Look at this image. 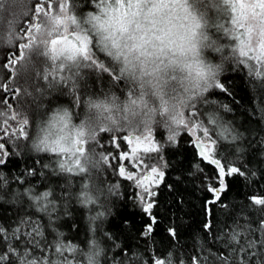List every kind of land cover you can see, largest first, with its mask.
<instances>
[{
	"label": "trees",
	"instance_id": "obj_1",
	"mask_svg": "<svg viewBox=\"0 0 264 264\" xmlns=\"http://www.w3.org/2000/svg\"><path fill=\"white\" fill-rule=\"evenodd\" d=\"M32 2L31 16L23 21L18 43L0 49V141L7 145V155L0 157L5 160L0 165V226L5 229L0 233V264H48L57 254L73 264L69 257L82 251L93 234L105 246L104 264H154L157 258L165 264H264V206L250 199L264 198V73L253 75L248 64L231 63L219 78L223 90L216 86L209 90L175 132L145 131L158 151L141 152L134 158L161 165L165 175L157 189L159 207L153 210L160 222L151 235L144 236L141 232L148 218L134 206V199L139 198L133 193L139 190L119 172V157L128 150L124 137L138 134L108 131L92 145L102 154L97 191L106 189L103 203L82 173L60 170L64 155H33L28 150L32 129L42 111L68 105L79 119L83 98L117 80L110 68L103 71L81 61L73 82L64 85L53 79L54 63L49 67L48 61L37 54H30L35 70L21 73L25 57L21 45L28 40L29 26H34L41 14L54 8L61 12L73 8L82 15L95 4V0ZM37 7L43 9L39 14ZM206 12L209 33L226 42L214 27L218 9L209 7ZM46 51L50 52V46ZM208 56L217 59L211 52ZM13 58L16 64L6 68L5 63ZM93 59L104 64L99 53ZM69 86L75 102L81 103H73V98L64 94ZM118 90L123 91V86ZM23 119L29 122L24 126L28 135L9 138V133L20 129ZM190 130L198 140L213 144L211 155L202 142L194 141ZM169 136L174 139L169 141ZM117 142L121 144L119 149L114 146ZM105 156L114 158L106 161ZM213 159H219L226 171L231 166L241 168L244 175L225 177L227 190L218 202L208 204L212 195L207 189L218 186L219 170L211 163ZM45 192L49 193L46 198ZM85 192L88 203L84 202ZM169 228L176 230L175 237L169 235ZM58 247L62 251L58 252ZM54 264L60 261L54 260Z\"/></svg>",
	"mask_w": 264,
	"mask_h": 264
},
{
	"label": "clouds",
	"instance_id": "obj_2",
	"mask_svg": "<svg viewBox=\"0 0 264 264\" xmlns=\"http://www.w3.org/2000/svg\"><path fill=\"white\" fill-rule=\"evenodd\" d=\"M33 7L32 0H0V49L18 43L20 28L30 18ZM209 7L219 11L214 27L226 42L208 31ZM57 17L70 19L58 25ZM36 24L39 29L33 27L32 37L25 43L28 47L19 68L21 73L35 70L30 54L47 60L49 67L54 63L57 70L74 68L81 61L91 64L79 54L70 59L71 53L65 51L53 59L46 51L58 36H67L77 44L76 37L87 36L90 56L99 53L103 65L117 77L108 88L83 98V113L78 120L68 105L42 111L27 145L31 154L41 155L48 153L41 150L46 144L58 142L71 149L74 139L83 141L84 151L77 153L85 169L82 174L102 203L107 196L106 189L97 191L102 154L92 145L103 133L143 135L153 129L175 132L181 126L178 122L187 119L229 64L246 63L253 75L264 73V61L258 64L255 59L256 49L264 41V9L258 0H95L82 15L73 8L67 12L54 8L47 15L41 14ZM209 52L217 59L209 57ZM121 85L123 91L118 90ZM64 94L77 103L71 86ZM104 257L105 246L93 234L83 250H77L69 259L73 264H104ZM54 260L67 264L60 254L50 258L48 264H54Z\"/></svg>",
	"mask_w": 264,
	"mask_h": 264
},
{
	"label": "snow or ice",
	"instance_id": "obj_3",
	"mask_svg": "<svg viewBox=\"0 0 264 264\" xmlns=\"http://www.w3.org/2000/svg\"><path fill=\"white\" fill-rule=\"evenodd\" d=\"M259 5L261 6L262 9H264V0H258ZM61 10L65 11V6L62 5L61 6ZM43 11L42 8L37 7L36 8V13L39 14ZM45 15H47V13H45ZM65 19H70V17H65L64 19H61L60 17H57L55 20L56 24H62L65 22ZM33 27H35L37 30L39 29V25L36 24L34 26L30 25L29 26V30H28V38L32 37V32H33ZM34 39V37H33ZM76 39L79 41V43L77 44L74 40H69L67 36H58L54 39H52L49 43L50 46V52L52 53V57L53 59H55L58 55H62L65 51H68L71 53V56L69 57L71 58H75V56L77 54H79L80 56H82L85 60H91V64L90 66H96L98 68H100L103 71H107L108 69L103 65V64H99L96 60L93 59V57L90 56V49H89V44L91 43V41L88 40L87 36H78L76 37ZM32 41L30 40L29 43H31ZM57 45H61V47L58 49ZM26 47H28V45L26 44H22L21 48L25 49ZM256 61L259 64L261 61H264V41H261V44L258 45L257 49H256ZM242 55H247V53H243ZM16 64V59H11L10 61H7L5 63V67H11L13 65ZM63 67V66H62ZM216 87L223 90V88L225 87L223 84H221L220 82H218L216 84ZM13 120L16 119V117H12ZM21 127L18 131L15 132H11L9 133V138L11 136H27L28 133L25 131L24 126L27 125L29 122L27 119H23L21 122ZM180 125H183L185 123L184 120H180L178 122ZM5 131H7V129H5ZM104 131V130H102ZM79 135H83V133L81 132ZM124 139L126 141H128V143H131L132 141L129 139V137L125 136ZM141 139V137H137V140L139 141ZM145 139L147 140V137H145ZM169 141L173 140L174 137L173 136H169L168 137ZM149 143H152V141H148ZM77 145H81L80 147H78ZM83 145V141L81 140H73V144L71 149L64 147L63 145H60L58 142H54L53 145H45L43 150H47L48 152H53V153H57L58 155H61L63 153H68L67 156H65L66 158L63 160L59 161V168L61 171H66V172H79V173H84L85 169L84 167L81 166V161L79 156H77V153H83L84 149L82 147ZM6 141H0V157L2 156H6L7 152L5 151L6 149ZM115 148L119 149L121 147L120 143H115ZM131 151L133 153H135L137 151L136 148H132ZM146 152H157L158 149L157 148H149L145 150ZM201 155H204L203 153H201ZM114 157H109V156H105L104 159L107 161L109 159H112ZM204 158L207 159V156L204 155ZM120 160L123 161H128L131 164V167L133 169L139 170L140 168H144L145 171H148L150 169V172L152 174H154L152 176V181L153 183L149 186H146L142 180H139L136 178L135 174L133 172H129L128 175L126 176V179L129 181H135V187H138L140 189L139 192H134L133 196L134 197H138V201L134 199V206H137L140 208L141 212L143 215H145L148 218V222L146 224H144L143 226V230L141 232V235L144 236H148L151 235L157 224L160 222L159 219L157 218V216L154 213V209L159 207V201L157 199V197L159 196V192H158V188H159V184L160 182H163L164 179V171L161 170L158 166H152L151 164L147 163V160L143 157L141 158H131L129 159L128 157V153L127 152H122L120 157ZM5 160L0 158V165L4 164ZM211 163L213 165L216 166V168L219 170L218 174L216 176V180H217V184L218 186H210L207 191L212 195V199H210L209 201H207L208 204H214L216 202L219 201L221 194L227 190L228 184H227V180L225 179V177L228 178H232V177H240L244 175V172L241 168L237 167V166H231L227 168V171L225 170V167H223L221 165V161L219 159H213L211 160ZM119 172L121 175H123L125 173V167L124 165H121ZM87 187V186H86ZM169 188L172 187V185H168ZM49 195L48 192L43 193V197L46 198ZM250 199L252 200V202L256 205H260V206H264V198H259L256 196L250 197ZM84 202L88 203L90 202V198L87 195V192L84 193ZM126 225L129 224L128 221L124 222ZM206 228H210V224H205ZM5 231V229L0 226V233H3ZM169 235L175 237L177 235V232L174 228H169L168 229ZM235 238V237H234ZM57 251H62L61 248H57ZM3 257H0V260H2ZM154 264H165V262L160 259L157 258L154 261Z\"/></svg>",
	"mask_w": 264,
	"mask_h": 264
},
{
	"label": "rangeland",
	"instance_id": "obj_4",
	"mask_svg": "<svg viewBox=\"0 0 264 264\" xmlns=\"http://www.w3.org/2000/svg\"><path fill=\"white\" fill-rule=\"evenodd\" d=\"M210 35H212V34H210ZM212 36L215 37V38H219L217 34H216V36H214V35H212ZM89 49H90V46H89ZM42 60L45 61L43 58H42ZM77 65H78V63L76 64V66L74 68L73 67H68V68H61L59 70H57L54 67L52 69L53 79L63 83L64 85H68V84L72 83L73 79L78 74V71L76 69V68H78ZM190 133L192 134V137L194 138V141L195 142L196 141L202 142V144L205 146V148L208 151V153H210V155H211V152H212V149H213V144L211 142H209L208 140H198L195 137L194 130H190ZM138 136L141 137V139L139 141L137 140ZM128 137L132 141L131 143H128V141H126L127 145H128V150L126 152L128 153L129 159L134 158L135 155H138L141 152H146L145 151L146 149L155 147V144H154L152 138L150 137L149 133H144L143 135H131V136H128ZM145 137H147V140L145 139ZM149 140L152 141V143H149L148 142ZM132 148H136L137 151L135 153H133L131 151ZM146 153L148 154L150 152H146ZM122 162H123V160H122ZM122 162H121V165H124V167H125V173L123 174L124 177H126L129 172H133L135 174L136 178L139 179V180H142L143 183L146 186H149V185H151L153 183L152 176L154 174H152L150 172V169L148 171H145L142 168H140L139 170H136V169H133L131 167L130 163L127 164L125 162L124 163H122ZM121 165L119 167H121ZM154 166H158L161 169V165H159V164L158 165L154 164ZM133 183L135 184L134 180H133ZM138 190L140 191L139 188H138Z\"/></svg>",
	"mask_w": 264,
	"mask_h": 264
},
{
	"label": "water",
	"instance_id": "obj_5",
	"mask_svg": "<svg viewBox=\"0 0 264 264\" xmlns=\"http://www.w3.org/2000/svg\"><path fill=\"white\" fill-rule=\"evenodd\" d=\"M197 144V143H196ZM200 144H197V146H199ZM201 147H203V146H201Z\"/></svg>",
	"mask_w": 264,
	"mask_h": 264
},
{
	"label": "bare ground",
	"instance_id": "obj_6",
	"mask_svg": "<svg viewBox=\"0 0 264 264\" xmlns=\"http://www.w3.org/2000/svg\"><path fill=\"white\" fill-rule=\"evenodd\" d=\"M203 146V145H202ZM204 147V146H203Z\"/></svg>",
	"mask_w": 264,
	"mask_h": 264
}]
</instances>
